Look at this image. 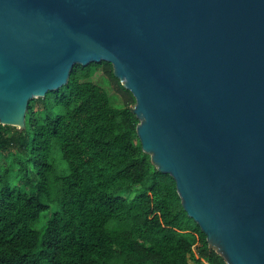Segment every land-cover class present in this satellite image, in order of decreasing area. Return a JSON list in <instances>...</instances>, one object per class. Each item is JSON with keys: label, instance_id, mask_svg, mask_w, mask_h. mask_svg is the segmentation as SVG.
Segmentation results:
<instances>
[{"label": "water", "instance_id": "95a60500", "mask_svg": "<svg viewBox=\"0 0 264 264\" xmlns=\"http://www.w3.org/2000/svg\"><path fill=\"white\" fill-rule=\"evenodd\" d=\"M101 62L209 244L264 264V0H0V124Z\"/></svg>", "mask_w": 264, "mask_h": 264}, {"label": "trees", "instance_id": "16d2710c", "mask_svg": "<svg viewBox=\"0 0 264 264\" xmlns=\"http://www.w3.org/2000/svg\"><path fill=\"white\" fill-rule=\"evenodd\" d=\"M135 105L112 64L76 65L23 130L0 124V264H227L143 151Z\"/></svg>", "mask_w": 264, "mask_h": 264}, {"label": "rangeland", "instance_id": "374dc122", "mask_svg": "<svg viewBox=\"0 0 264 264\" xmlns=\"http://www.w3.org/2000/svg\"><path fill=\"white\" fill-rule=\"evenodd\" d=\"M94 81L104 87L109 95L112 98L113 104L115 107L121 108L124 106V99L123 97L118 94L115 90L112 84L109 82L107 76L104 74L102 70H99L96 75H94ZM42 225H39L38 227H41ZM211 248L215 249L216 251H219L216 246H214L213 242L210 243ZM193 264V262H191Z\"/></svg>", "mask_w": 264, "mask_h": 264}]
</instances>
